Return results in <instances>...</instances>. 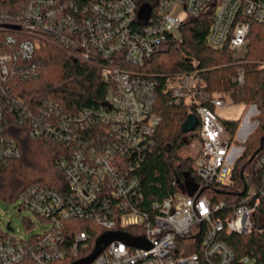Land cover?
<instances>
[{"label": "built area", "instance_id": "obj_1", "mask_svg": "<svg viewBox=\"0 0 264 264\" xmlns=\"http://www.w3.org/2000/svg\"><path fill=\"white\" fill-rule=\"evenodd\" d=\"M144 4L152 10L142 24ZM205 12L213 13L210 46L238 51L247 48L252 21L264 22V0H23L17 11L0 10V171L21 154L12 120L25 125L33 139L68 146L56 161L65 185L32 183L18 197L19 210L30 214L29 229L42 230L26 237L0 225V264H73L89 256L94 248L80 253L91 233L68 225V219L91 221L101 234L134 226L137 232L129 233L151 244L147 249L113 241L90 264H256L252 255L238 256L225 238L264 230L258 213L264 149L255 160L261 184L248 174L249 185L233 193L229 213L219 214L226 201L212 202L204 191L233 182L232 143L223 137L217 112L230 104L214 94L204 105L196 71L166 80L175 101L191 105L199 117V182L188 191L172 187L164 199L144 206L133 171L152 149L161 116L154 108L157 80L130 65L145 63L168 40H180L183 24ZM45 40L101 69L108 84L101 104L69 113L50 99L26 100L22 85L39 78ZM244 79L240 69L234 81Z\"/></svg>", "mask_w": 264, "mask_h": 264}, {"label": "trees", "instance_id": "obj_2", "mask_svg": "<svg viewBox=\"0 0 264 264\" xmlns=\"http://www.w3.org/2000/svg\"><path fill=\"white\" fill-rule=\"evenodd\" d=\"M85 0H80L84 2ZM23 0H0V10L17 11ZM212 12H205L187 20L182 27L180 40L170 39L143 64L130 65L151 74L157 80L155 111L161 116V123L154 137V145L146 150L143 159L133 170L139 176L144 196V206L151 201H161L172 187L188 191V185L199 182L196 174V158L181 154L185 138L199 137L200 126L184 133L182 124L195 109L182 101L177 103L172 90L167 87V78L182 72H197L198 89H203L204 105H210L211 97L219 92H228L232 103L256 104L259 113L257 129L250 135L245 149L235 161L231 184H211L204 194L212 202L226 201L227 205L219 214L229 213L230 203L236 201L233 193L239 194L249 183L246 177L254 176L261 184L263 175L256 167V158L263 151L264 138V22L252 21L249 43L242 57L234 58V50L228 47L212 48L208 32L212 23ZM44 66L38 79L25 83L24 97L33 104L40 99H50L64 106L69 112H78L85 107L103 102L108 84L102 77L101 69L74 58L53 41L41 42L39 50ZM245 76L243 83L234 81L239 70ZM223 137L236 142V131L241 119H221ZM12 133L21 147L19 157L12 159L0 171V197L15 201L32 183L58 186L65 185L62 171L56 164L58 158L68 151V146L30 137L25 125L11 121ZM245 176V177H244ZM264 217V202L258 211ZM68 225L77 230H88L92 238L81 250V256L91 252L102 229L91 221L68 219ZM264 225V222H263ZM128 232L136 233L137 228L128 226ZM225 241L238 256L249 254L256 257V264H264V230L250 234H228ZM83 248V247H82Z\"/></svg>", "mask_w": 264, "mask_h": 264}, {"label": "rangeland", "instance_id": "obj_3", "mask_svg": "<svg viewBox=\"0 0 264 264\" xmlns=\"http://www.w3.org/2000/svg\"><path fill=\"white\" fill-rule=\"evenodd\" d=\"M247 48L235 51L234 58L242 57L246 52ZM264 63V60L261 61ZM198 80V78H197ZM198 87V86H197ZM222 95L229 102L230 106L221 108L218 110L219 117L225 120H236L241 119L239 127L236 131L235 141L231 144V160L235 162L237 158L242 154L245 149V144L250 138L252 133L257 129L259 124V119L256 116L259 113V108L256 104L250 103L249 105L244 103H232V98L228 92L216 93ZM185 100L187 97H184ZM188 101V99H187ZM186 144L181 151L183 156L197 157L201 150V140L200 137L185 138ZM20 200L8 201L0 197V225L3 229H7L8 225L13 228V231L20 235L30 237L42 230L40 226H37L34 230L28 227L27 215L29 213L25 211H20L18 204Z\"/></svg>", "mask_w": 264, "mask_h": 264}, {"label": "water", "instance_id": "obj_4", "mask_svg": "<svg viewBox=\"0 0 264 264\" xmlns=\"http://www.w3.org/2000/svg\"><path fill=\"white\" fill-rule=\"evenodd\" d=\"M152 7L148 4L141 6L139 12V21L142 24L148 22L151 14ZM199 117L195 113L188 115L186 120L182 124V131L184 133L194 132L199 124ZM261 148H264V138L261 140ZM113 241H122L130 246L150 248L151 244L144 238L136 237L126 231H107L101 234L96 240L93 252L73 264H90L98 255H100L106 247H108Z\"/></svg>", "mask_w": 264, "mask_h": 264}, {"label": "crops", "instance_id": "obj_5", "mask_svg": "<svg viewBox=\"0 0 264 264\" xmlns=\"http://www.w3.org/2000/svg\"><path fill=\"white\" fill-rule=\"evenodd\" d=\"M218 112V111H217ZM221 119V118H220Z\"/></svg>", "mask_w": 264, "mask_h": 264}]
</instances>
